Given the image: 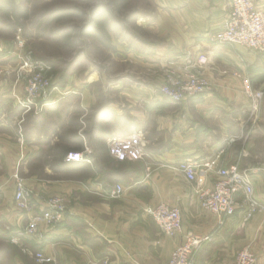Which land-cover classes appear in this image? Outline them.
Returning a JSON list of instances; mask_svg holds the SVG:
<instances>
[{
    "label": "crops",
    "instance_id": "0c3cea01",
    "mask_svg": "<svg viewBox=\"0 0 264 264\" xmlns=\"http://www.w3.org/2000/svg\"><path fill=\"white\" fill-rule=\"evenodd\" d=\"M154 1L153 12L138 19L144 36H134L130 47L116 45L111 65L101 72L90 68L69 76L66 85L76 92L41 113L25 116L20 108L13 107L14 113L3 106L12 103L15 77L13 61L6 66L9 74L0 85V264H165L188 229L212 232L196 264H215L211 251L218 247L224 254L219 264L233 257L228 247L239 231V244L250 242L264 263V208L248 221L239 208L215 228L216 217L200 207L195 183L176 169L187 157L204 161L220 150L223 166L264 164V96L252 114L246 94L264 88V53L211 40L224 24L230 0ZM178 54L205 57L197 66L211 81V92L179 103L160 94L163 63ZM133 132L141 134L146 156L106 165L107 139ZM82 150L89 151L91 162L65 159ZM14 174L34 191L28 210L15 204ZM213 180L209 174L206 185ZM253 182L254 196L264 205V170ZM117 183L123 193L109 197ZM57 194L67 204L62 221L41 224L38 238L18 236L28 215ZM159 202L180 209L182 230L172 237L144 211ZM38 251L49 261H38Z\"/></svg>",
    "mask_w": 264,
    "mask_h": 264
},
{
    "label": "built area",
    "instance_id": "2783aa9c",
    "mask_svg": "<svg viewBox=\"0 0 264 264\" xmlns=\"http://www.w3.org/2000/svg\"><path fill=\"white\" fill-rule=\"evenodd\" d=\"M264 0H230V8L220 29L211 35V40L218 45L241 46L255 53H264ZM14 57L17 59L15 83L11 86L10 95L23 108V113H39L49 105L61 101L69 93L76 92L55 84L52 66L43 60L35 59L32 52L25 49V40L16 35L14 42ZM205 62L200 55L192 57L190 54L175 55L164 66V80L159 86L162 96L173 103H179L186 97L211 92L213 85L203 76L198 66ZM1 73V71H0ZM20 80L19 84H16ZM251 101V113L258 111L259 102L264 96V88L246 90ZM234 139H230V142ZM143 138L140 133L126 135H111L107 139L109 155L116 161L139 160L146 156L143 148ZM220 150L213 157L204 161L185 158L176 165L185 179L196 185L195 194L200 207L211 212L216 217L215 228L223 226L237 209L244 208L243 220H250L253 215L264 208L254 196V174L264 170V164L240 168L237 162L221 165ZM89 151H71L65 155L67 161L91 162ZM209 174L214 175L210 186L206 185ZM15 180L14 199L21 210L29 209V201L34 192L25 187L22 180L13 175ZM124 188L117 183L108 192L109 197L117 198ZM2 190L0 188V199ZM67 210L63 196L52 195L44 201L43 208L28 215L26 225L19 231L20 237H40L41 224L52 226L62 221ZM144 211L152 216L160 231L169 237L182 230L181 212L178 206L159 202L146 206ZM212 239V232H195L185 230L182 239L171 250L165 264H196L199 248ZM38 261L47 262L41 251L35 253ZM223 264H262L247 242L239 248L233 257ZM264 264V263H263Z\"/></svg>",
    "mask_w": 264,
    "mask_h": 264
},
{
    "label": "rangeland",
    "instance_id": "374dc122",
    "mask_svg": "<svg viewBox=\"0 0 264 264\" xmlns=\"http://www.w3.org/2000/svg\"><path fill=\"white\" fill-rule=\"evenodd\" d=\"M15 1L30 10V19L24 21L22 27L12 30L6 27L7 20L0 14V85L5 83L3 80L6 79L7 74H9L7 71L9 68L6 66L11 64V60L13 61L12 65L14 64L12 70L15 76L12 85L15 83L17 78L15 69L18 64L17 59L14 57V42L16 35H20L25 40V49L31 51L35 59L48 62L52 66L54 83L66 89L73 88L71 85H66L68 78H70L69 76H72V74L74 76H79V74L90 68H92L93 71L101 72L102 69L111 65L113 61L112 57L115 51L102 46L89 36H80L78 34L79 27L90 20L95 11L105 13L108 19V31L112 44L115 46L123 45L125 47H130L134 36L145 35V31L140 29L137 25L138 19L146 13H152L157 6L154 0ZM63 6L75 7L80 15H71L52 23L49 29L54 30L56 33H51L49 30L43 32L41 27L46 16L45 14L56 7ZM67 35H69L68 38H66ZM168 60H170V58L163 63L164 66ZM19 83L20 80H17L16 84ZM11 100L12 103L9 101V105L11 106L3 105L6 107L7 111L16 113L17 110L15 108H20L22 110L20 113H23V108L18 105L12 97ZM23 114L26 116L25 113ZM20 115L19 117L21 118L22 114ZM24 117L23 121H26L27 119ZM31 190L33 191V189ZM233 238L235 242L231 243L228 248L236 252L245 244H239L240 239L243 238L242 232L239 231L235 233ZM238 245H240V247H238ZM229 249L227 250L229 251ZM211 252L217 255V259H214L213 262L219 264L224 258L223 251H219L218 247V250L213 249ZM230 257H232V255L226 256V259H230Z\"/></svg>",
    "mask_w": 264,
    "mask_h": 264
},
{
    "label": "trees",
    "instance_id": "16d2710c",
    "mask_svg": "<svg viewBox=\"0 0 264 264\" xmlns=\"http://www.w3.org/2000/svg\"><path fill=\"white\" fill-rule=\"evenodd\" d=\"M0 14L5 20H7L6 27L12 30H16L18 27H22L24 21L30 19V10L22 4L16 2L15 0H0ZM45 15L46 16L43 21L41 30L43 32L49 30V32L51 33H56L54 30L49 29L52 23L67 18L71 15H80V13L75 7L71 8L63 6L56 7L47 12ZM78 34L80 36H89L99 42L102 46L111 49L112 51L115 50V45L112 44L111 37L108 31V19L105 13H99L95 11L92 18L79 27ZM68 36L69 35H67L66 38H68ZM102 158L104 159V163L106 165H109L111 162L120 164L124 162L116 161L111 156L107 157V155H102Z\"/></svg>",
    "mask_w": 264,
    "mask_h": 264
}]
</instances>
